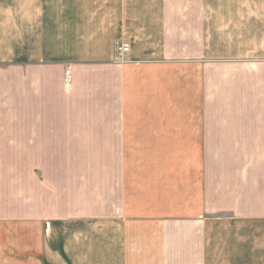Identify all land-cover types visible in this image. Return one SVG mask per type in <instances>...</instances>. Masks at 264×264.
I'll return each instance as SVG.
<instances>
[{
    "label": "crops",
    "instance_id": "obj_1",
    "mask_svg": "<svg viewBox=\"0 0 264 264\" xmlns=\"http://www.w3.org/2000/svg\"><path fill=\"white\" fill-rule=\"evenodd\" d=\"M0 264H264V0H0Z\"/></svg>",
    "mask_w": 264,
    "mask_h": 264
},
{
    "label": "built area",
    "instance_id": "obj_2",
    "mask_svg": "<svg viewBox=\"0 0 264 264\" xmlns=\"http://www.w3.org/2000/svg\"><path fill=\"white\" fill-rule=\"evenodd\" d=\"M129 51H130V47H129V45H127V44H121L120 46H118V48H117V52H119V56L120 57H123L125 54H127V53H129ZM70 71H67L66 72V78H65V84L67 85V88L69 89V90H71L72 89V83H71V76H70Z\"/></svg>",
    "mask_w": 264,
    "mask_h": 264
}]
</instances>
